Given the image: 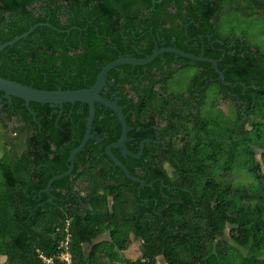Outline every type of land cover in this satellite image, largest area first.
<instances>
[{
    "label": "trees",
    "instance_id": "obj_1",
    "mask_svg": "<svg viewBox=\"0 0 264 264\" xmlns=\"http://www.w3.org/2000/svg\"><path fill=\"white\" fill-rule=\"evenodd\" d=\"M156 1L0 0V44L31 25L50 24L0 51L4 78L39 89H82L121 56L143 58L156 47L175 46L193 54L203 49L230 83L211 63L173 53L108 72L101 93L111 98L119 90L130 127L126 145L134 154L143 145L139 158L120 148L112 153L131 175L151 183L141 187L113 168L105 149L121 125L111 109L95 103L93 138L76 155L71 174L45 192L82 140L87 104L26 106L21 98L5 99L0 122L6 128L5 120L17 115L14 129L25 133V146L0 157L3 264H66L60 256L66 251L71 264H92L88 246L99 250L97 264H159V258L165 264H264V50L244 35L220 33L217 25L228 7L264 19V0ZM187 67L195 69L189 84L170 86ZM212 85L214 101L207 104ZM239 170L248 184L234 178ZM105 232L109 237L96 242ZM131 237L139 240L135 259L119 255Z\"/></svg>",
    "mask_w": 264,
    "mask_h": 264
},
{
    "label": "water",
    "instance_id": "obj_2",
    "mask_svg": "<svg viewBox=\"0 0 264 264\" xmlns=\"http://www.w3.org/2000/svg\"><path fill=\"white\" fill-rule=\"evenodd\" d=\"M161 0H157L159 2ZM37 26H50L47 22H39L34 25H31L25 32L15 36L13 39L8 40L2 44H0V51L3 50L7 46H11L13 43L18 41L21 38H25L29 33H31ZM163 53H173L175 55L189 58L191 60L200 61V62H209L215 68L218 78L226 85H230L229 82H226L224 79V74L218 68V60L212 59L209 57L204 56V50L201 49L199 54H193L189 52H184L178 49L175 46L168 47H160L153 49L152 53L149 55H145L143 58H135L131 56H121L108 64L104 65L100 71L98 72L94 83L86 88L82 89H61L57 87L56 89L49 90V89H39L29 85L22 84L20 82L4 78L0 76V92L5 96L6 99L11 100V97H18L24 100L26 106L29 105V102H38L41 104L49 103L53 106H58L62 108L64 103H71L74 104L75 102H82L86 103L88 107V113L86 116L85 122V132L82 137L80 144L75 147L69 154L68 157V166L67 169L58 175H53L47 182L46 187L44 189L45 192L50 193V188L53 182L62 177L71 174L74 161L76 155L84 148L86 142L92 138L91 130H92V122L95 115V103L99 105H103L105 108L111 109L116 115L121 125V133L119 138L115 141L107 145L105 152L109 159L112 161L113 165L122 169L125 176L139 184L141 186H150L151 183H146L144 180L140 179L137 176L131 175L128 171L127 167L122 164L112 153L113 148H120L123 155H129L133 158H139L142 152L143 145L140 144V151L137 154L130 152L126 146V141L128 140L127 132L130 129L129 125L126 122V116L123 113V107L117 103L118 98L116 99H108L102 96L101 91L103 86L106 83V77L108 72L123 64H129L132 66L136 65H145L152 62L157 56ZM33 113V112H32ZM34 115V113H33ZM50 201L52 198L49 199Z\"/></svg>",
    "mask_w": 264,
    "mask_h": 264
},
{
    "label": "rangeland",
    "instance_id": "obj_3",
    "mask_svg": "<svg viewBox=\"0 0 264 264\" xmlns=\"http://www.w3.org/2000/svg\"><path fill=\"white\" fill-rule=\"evenodd\" d=\"M229 8V7H228ZM224 9L221 17L219 18L217 25L220 33L224 34L229 31H232L234 34L238 36H245L248 40L259 46L262 50H264V19L258 14H254L252 16H240L234 10ZM195 72L193 67H187L177 70L174 76L169 80V85L175 89H183L185 88L190 81L191 76ZM207 92V96L205 98L207 104L214 101V97L212 94L213 85L210 87ZM226 108V107H225ZM214 113H216L217 109H213ZM228 114V110L224 111ZM14 127H16V123L11 120L7 123V127L3 128L2 124H0V157L4 155L6 150H15L16 152H21L25 146V133L15 131ZM257 158H259V154H257ZM166 168L169 172L170 168L166 165ZM235 179L242 180L245 184H248L249 178L248 174L244 170H239L234 174ZM109 237L108 232L103 233L96 242L100 241L101 238ZM131 244L125 250L120 252V256L129 259H135L140 255L139 250V240L131 237ZM227 241L230 242V245L227 247L228 250H232V246L235 244L231 241V239L227 236ZM236 246V245H235ZM86 254H89L92 264H97L99 260L100 252L93 246H88L85 248ZM4 258L0 257V264H3ZM159 264H165L161 258L158 260ZM114 264H119L115 261Z\"/></svg>",
    "mask_w": 264,
    "mask_h": 264
},
{
    "label": "flooded vegetation",
    "instance_id": "obj_4",
    "mask_svg": "<svg viewBox=\"0 0 264 264\" xmlns=\"http://www.w3.org/2000/svg\"><path fill=\"white\" fill-rule=\"evenodd\" d=\"M156 48H157V47H156ZM154 49H155V48H154ZM103 88H104V89H103ZM103 88H102V90H104V91L108 88V87H106V83H105V85L103 86ZM118 93H119V90H116V91L111 92V98H108V99H111V100H112V99H115V98H116V99H117V98L119 99V97L117 96ZM101 94H102V93H101ZM102 96H104V95H102ZM104 97H105V96H104ZM106 98H107V97H106ZM5 99H6L5 96H4L3 94H0V118H1V119H6V118H5V117H6V116H5V111H4V108H3V107H4L3 102H4ZM7 101H8L9 104L11 103V100H8V99H7ZM117 101H118V100H117ZM117 103H118V102H117ZM25 105H26V104H25ZM62 106H63V105H62ZM73 106H74V105L71 104V108H73ZM55 110H56V107H53V111H55ZM60 112H61V110L59 109L58 113L60 114ZM70 112H71V109L69 110V113H70ZM123 113H124V112H123ZM17 119H18V116H17V115L13 116L12 119H11V120H13V121L16 123V126L19 125ZM11 120H10V121H11ZM5 122L8 123L9 121H6V120H5ZM0 124H1V122H0ZM85 128H86V127H85ZM84 132H85V131H84ZM92 136H94V135L92 134ZM92 138H93V137H92ZM127 141H130V140L128 139ZM127 141H126V142H127ZM126 146H127V145H126ZM139 147H140V145H139ZM127 148H128V147H127ZM128 150H129V149H128ZM121 154H122V153H121ZM114 156H115V155H114ZM116 158H117V157H116ZM117 159H118V158H117ZM118 160H119V159H118ZM112 165H113V163H112ZM115 167H116V166L113 165V168H115Z\"/></svg>",
    "mask_w": 264,
    "mask_h": 264
},
{
    "label": "built area",
    "instance_id": "obj_5",
    "mask_svg": "<svg viewBox=\"0 0 264 264\" xmlns=\"http://www.w3.org/2000/svg\"><path fill=\"white\" fill-rule=\"evenodd\" d=\"M63 245H65L66 246V248H68V246H67V242H64V243H62ZM61 258L63 259V260H65V262H66V264H71V256H70V253H69V251H66V252H63V253H61Z\"/></svg>",
    "mask_w": 264,
    "mask_h": 264
}]
</instances>
